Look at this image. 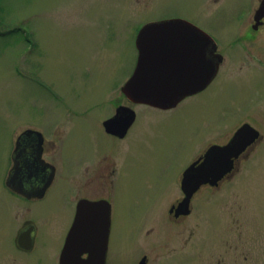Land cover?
I'll use <instances>...</instances> for the list:
<instances>
[{"label": "rangeland", "instance_id": "rangeland-1", "mask_svg": "<svg viewBox=\"0 0 264 264\" xmlns=\"http://www.w3.org/2000/svg\"><path fill=\"white\" fill-rule=\"evenodd\" d=\"M257 4L0 0V264L32 263L10 240L27 216L40 222L37 254L56 264L76 194L112 201L106 264H264V21L252 18ZM176 15L222 42L217 76L174 108L132 105L137 118L124 139L104 134L102 119L128 104L120 86L135 65L138 27ZM241 33L246 41L229 47ZM245 122L260 137L235 171L202 184L187 215H171L183 197L184 169ZM26 127L45 132L54 143L46 157L59 166L45 198L30 205L3 192L13 143Z\"/></svg>", "mask_w": 264, "mask_h": 264}, {"label": "water", "instance_id": "water-1", "mask_svg": "<svg viewBox=\"0 0 264 264\" xmlns=\"http://www.w3.org/2000/svg\"><path fill=\"white\" fill-rule=\"evenodd\" d=\"M264 15V0H261L255 21ZM190 21L183 18H168L144 23L135 38L138 50L136 65L132 74L121 87L125 96L133 102L160 108H169L183 97L201 90L213 78L221 56L213 54L212 38ZM197 32L199 36H194ZM202 41L205 58L200 76L182 77L183 73L172 68L187 54L182 40ZM213 45V44H212ZM177 56H179L178 59ZM133 119V111L126 106L116 108L115 114L103 122L105 129L123 136ZM259 131L242 124L224 145L213 144L207 148L202 159L186 167L180 180L182 199L169 210L174 216L187 215L193 193L202 185H217L233 168L234 159L255 140ZM41 133L33 129L21 131L15 140L11 154L12 164L5 179L6 185L19 194L41 197L53 177V166L45 162L40 154ZM37 141V150L26 155L28 140ZM48 176H40L45 167ZM38 183V184H37ZM28 184L35 185L27 191ZM111 207L107 200H79L74 219L60 250L58 264H105ZM85 254V256H84ZM138 264H145L142 258Z\"/></svg>", "mask_w": 264, "mask_h": 264}, {"label": "flooded vegetation", "instance_id": "flooded-vegetation-1", "mask_svg": "<svg viewBox=\"0 0 264 264\" xmlns=\"http://www.w3.org/2000/svg\"><path fill=\"white\" fill-rule=\"evenodd\" d=\"M261 0H258V4ZM257 4V6H258ZM257 6L254 8V11L252 13V18L254 20V15H255V10L257 8ZM169 18H183V19H186L188 21H190L189 19H187V17L185 16H173V17H169ZM161 19H168V18H158V19H155V20H161ZM193 20H191L190 22L193 23L194 25H196L199 29H201L202 31L206 32L207 34L210 35V37L212 38V42L210 44L211 47H213V50H212V53L213 54H219L221 56V60L223 59L222 57V53L221 51L222 50V42H220V40L212 33L210 32V30L202 27L200 24L198 23H194V21L192 22ZM255 21V20H254ZM261 24V22L264 21V16L262 18H259L258 20ZM256 24V23H255ZM253 27V29H256V25H254V22L251 24ZM239 26H242V25H239ZM196 27V28H197ZM140 28V27H138ZM197 28V29H198ZM139 30V29H138ZM137 34V32H136ZM135 34V36H136ZM193 35L194 36H199L197 32H193ZM135 38V37H134ZM247 39V36H246V33H241L240 35L236 36L233 40L229 41L228 43V46L229 47H233V46H236L237 44H241L243 43L244 41H246ZM182 44L183 46L186 47V56L183 58L182 57V61H179L177 62L176 64H173L172 68H174L177 72H181L183 73V76L182 77H197L201 75L203 69H204V63H205V58H203V55L202 52H204V49H203V42L202 41H199V40H196V39H192L190 41H187L186 39L182 40ZM213 44V45H212ZM136 46V45H135ZM137 57H138V50L136 49V60H137ZM179 56H177L176 59H178ZM221 62V61H220ZM219 62V63H220ZM256 63L257 64H260V65H263L261 63V61H259L258 59L256 60ZM135 64H136V61H135ZM135 66V65H134ZM134 68V67H133ZM220 69V66L218 64V67H217V71L215 73V75L213 76V78L207 83L206 86H204L201 90H196L194 91V93H191V94H188L186 95L185 97H183L179 102H177L176 105L172 106V107H169V108H160V107H155V106H151V105H147V104H143V103H137V102H133L131 101L130 99H128L125 94L122 92L121 90V94L123 95V97L127 100V103L128 104H119L118 106H116L114 108V112L106 117H104L101 121V126H102V130H103V133L112 137V138H115V139H124L125 137H127V135L129 134L132 126L134 125L133 123H135L136 121V118H137V111L133 108L132 105H144V106H148V107H152V108H157V109H171V108H174L176 107L180 102L184 101V99L188 98V97H192V96H195L197 94H199L200 92H202L203 90H205L211 83L212 81L215 79V77L217 76V73ZM133 71V69H132ZM131 71V73H132ZM130 73V74H131ZM130 76V75H129ZM128 76V77H129ZM127 77V78H128ZM126 78V79H127ZM125 79V81H126ZM124 81V82H125ZM123 82V84H124ZM122 84V85H123ZM122 85L120 86V89L122 87ZM67 106V105H66ZM119 106H126L128 107L130 110L133 111V119L131 121V123L128 125V127L126 128V131L124 133L123 136H118V135H115L114 133H111L109 132L108 130L105 129V126L103 124V122L109 118H111L115 112H116V108L119 107ZM68 110H70V108H67ZM84 112H88V110H84ZM247 123V122H245ZM244 124V123H243ZM249 124V123H248ZM250 125V124H249ZM252 126V125H251ZM253 127V126H252ZM255 128V127H254ZM25 129H33V130H36L38 132L41 133V142H40V149H41V158L49 163L51 166H53V177L50 181V184L48 185V187L46 188L44 194L39 197V196H31V197H28L26 195H23V194H19L17 193L16 191H14L13 189H11L8 185H6L4 183V187H3V192L6 191L7 192V195L9 196H13V197H18L21 199V201L24 203V204H34L36 201L39 202L41 200H43L45 198V195L48 191V189L51 187V185L53 184V181L57 175V171H58V168L59 166H57L58 164L55 163L52 159L50 158H47L46 157V150H47V144L49 143V145H54V143L52 142H48V138L46 137V134L43 130L41 129H37V128H32V127H26ZM23 129V130H25ZM256 129V128H255ZM22 130V131H23ZM237 129H235L236 131ZM258 130V129H257ZM235 131L233 132V134L235 133ZM259 131V130H258ZM21 132V131H20ZM19 132V133H20ZM18 133V134H19ZM17 134V136H18ZM16 136V137H17ZM233 135H231L232 137ZM230 137V139H231ZM260 137V135H258L257 138H255L254 141H252L249 145L246 146V148L234 159V163H233V168L230 172H228L225 176H228L231 172L235 171L236 169V164H237V161L238 159L243 156V154L248 150V148L250 146H252V144ZM229 139V140H230ZM16 140V138H15ZM228 140V141H229ZM227 141V142H228ZM28 145L25 147L26 148V155H30L31 152H34L37 150V141L35 139L33 140H28ZM226 142V143H227ZM225 143V144H226ZM213 144H218V145H224V144H219V143H212L210 144L209 146L213 145ZM14 145H15V141L13 143V146H12V151H13V148H14ZM53 147V146H52ZM207 150V149H206ZM205 150V151H206ZM12 151H11V154H12ZM205 151L203 152V154L205 153ZM203 154L198 158V159H202V156ZM11 159V157H10ZM11 164H12V160H11V163H10V167H11ZM9 167V168H10ZM9 170V169H8ZM50 171V168L48 166L45 167V169L42 171L41 175L42 177L44 176H48V173ZM8 172V171H7ZM93 173V172H92ZM183 173V172H182ZM224 176V177H225ZM182 177V176H181ZM223 179V178H222ZM181 180V178H180ZM38 184V183H37ZM35 185L33 184H28L26 189L27 191H30L31 190V187H34ZM181 189V188H180ZM72 198V197H71ZM81 199H87V200H100V199H104V200H107L110 204V207H111V212H112V201L110 200L109 197H104V196H99V197H96V198H93V197H90V196H87V195H82V194H76L74 195L73 197V202H74V213H73V216L70 220V222L68 223V225L66 226V231L64 232V237H63V240H62V244H61V247L63 245V242H64V239H65V236H66V233L68 232L71 224H72V221L74 219V214H75V210H76V207H77V204L79 202V200ZM180 201V200H179ZM178 201V202H179ZM177 202V203H178ZM177 203L175 205H171L172 206H176ZM170 207V209H171ZM171 215L174 216V213L173 211L170 213ZM178 218V217H177ZM111 219V218H110ZM15 232L14 233H11L10 234V240H11V245L13 247V252L14 253H17V254H22L24 257H29V258H32V263L31 264H46L45 263V256H42L40 254H37V247H41L42 246V241L39 242V232H40V222L34 217V216H27L26 218L22 219L20 225L18 227H16V229L14 230ZM13 234V235H12ZM61 247L58 251V255L56 257V264H58V258H59V253H60V250H61ZM32 256V257H31Z\"/></svg>", "mask_w": 264, "mask_h": 264}, {"label": "bare ground", "instance_id": "bare-ground-1", "mask_svg": "<svg viewBox=\"0 0 264 264\" xmlns=\"http://www.w3.org/2000/svg\"><path fill=\"white\" fill-rule=\"evenodd\" d=\"M134 124V123H133Z\"/></svg>", "mask_w": 264, "mask_h": 264}]
</instances>
